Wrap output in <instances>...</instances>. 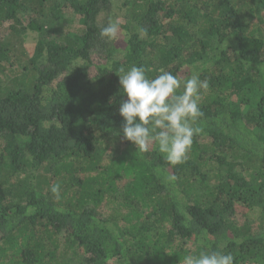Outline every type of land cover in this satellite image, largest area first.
<instances>
[{
    "label": "trees",
    "instance_id": "16d2710c",
    "mask_svg": "<svg viewBox=\"0 0 264 264\" xmlns=\"http://www.w3.org/2000/svg\"><path fill=\"white\" fill-rule=\"evenodd\" d=\"M133 65L207 82L185 162L123 138ZM0 74V264H264V0H0Z\"/></svg>",
    "mask_w": 264,
    "mask_h": 264
},
{
    "label": "clouds",
    "instance_id": "9594fccd",
    "mask_svg": "<svg viewBox=\"0 0 264 264\" xmlns=\"http://www.w3.org/2000/svg\"><path fill=\"white\" fill-rule=\"evenodd\" d=\"M120 25L118 18L110 20L100 29L101 37L116 40ZM119 78L127 97L119 107L124 119L123 138L133 142L141 152H149L157 145L158 151L172 165L185 162L194 136L203 131L194 125L203 116L201 89H207V82L196 74L185 79L164 70L150 78L143 66L135 65ZM51 191L59 196L60 186L53 185ZM233 260L230 253L204 250L197 256H185L184 264H233Z\"/></svg>",
    "mask_w": 264,
    "mask_h": 264
},
{
    "label": "rangeland",
    "instance_id": "374dc122",
    "mask_svg": "<svg viewBox=\"0 0 264 264\" xmlns=\"http://www.w3.org/2000/svg\"><path fill=\"white\" fill-rule=\"evenodd\" d=\"M26 38L24 40V44H23V48L25 50H27L28 55L30 56L33 53L35 44H36V40H37V33L35 32H28V34L25 35ZM119 43L120 45H124V37H119ZM10 74H5V75H1L0 74V80L3 81L4 78H6V76H9ZM61 264H79L78 260L73 257L70 254L65 255V259L62 261ZM180 264H184V262L180 263Z\"/></svg>",
    "mask_w": 264,
    "mask_h": 264
}]
</instances>
